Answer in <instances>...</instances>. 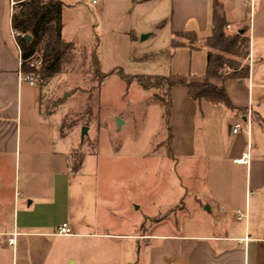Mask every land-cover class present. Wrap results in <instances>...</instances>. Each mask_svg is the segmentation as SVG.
Wrapping results in <instances>:
<instances>
[{
  "label": "rangeland",
  "instance_id": "374dc122",
  "mask_svg": "<svg viewBox=\"0 0 264 264\" xmlns=\"http://www.w3.org/2000/svg\"><path fill=\"white\" fill-rule=\"evenodd\" d=\"M120 3L107 6L118 11L122 8ZM74 4L69 0V43L94 48L101 74L121 71L131 78H170L183 84L201 80L205 70L204 50L175 52L172 56L166 52L141 62L128 48L127 41L109 39L121 37L122 31H101L98 15ZM128 14L121 23H126ZM107 15L112 18L114 12ZM249 18L247 13L246 19ZM88 67V59L80 57L68 74L48 82L42 87L39 107V118L54 129L55 152L67 159L70 170L77 165L81 169L70 180L69 200L71 210L83 212L82 219L90 224L82 232L89 237L69 240V258L83 264H121L122 257L123 264L127 257H134L131 251L135 250L133 260L137 264H149L146 257L153 245L150 240L105 241L100 236L242 237L245 222L237 218L244 215L246 224L250 222V239L257 238V222L261 219L259 223L264 228V216L253 215L252 199L249 216L243 209V197L236 198L233 204L225 198L229 193L240 194L244 187V169L232 168L224 158L225 147L230 142L226 135L223 134V140L221 133L218 134L219 113H227L225 108L201 104L195 124V158H189L183 151L170 158L162 124L163 111L152 103L155 98H163L162 89L144 92L135 81L127 85L116 75L99 86ZM175 91L185 89L177 87ZM200 117L205 123L200 122ZM117 120L122 124L118 131ZM82 129H86V134L80 140ZM175 135L184 139L177 129ZM211 195L226 209L211 208L209 212L205 202L213 205ZM231 205L239 207L228 209ZM94 219L97 228L93 226ZM154 241V249L161 251L163 242ZM63 243L57 245L67 247ZM237 249L243 251V244ZM6 257L5 254L0 259V264H10ZM245 264H264L258 245L249 246Z\"/></svg>",
  "mask_w": 264,
  "mask_h": 264
},
{
  "label": "crops",
  "instance_id": "0c3cea01",
  "mask_svg": "<svg viewBox=\"0 0 264 264\" xmlns=\"http://www.w3.org/2000/svg\"><path fill=\"white\" fill-rule=\"evenodd\" d=\"M71 1L75 2V7L82 6L95 12L101 31H122L121 37L112 36L109 39L122 38L127 41L128 48L134 51L139 61L171 52L170 43L178 34L188 33L195 43L182 42L185 48L172 51L170 56L175 52L193 53L202 50V44L210 34L214 5L220 8L227 24L226 33L244 32L249 41L248 79L224 84L213 81L211 85L224 90L234 109L233 112L225 109L227 113H219L221 119L218 134L221 133L223 140V134L226 135V140L230 142L225 147L224 151H227L224 158L232 168L244 169L243 191L236 195L227 194L226 201L233 204L236 198L243 197V209L250 216L252 199L253 215L262 218L264 0H96L94 8L88 6L87 0ZM116 2H121L119 5L122 8L118 11L115 7H108L115 6ZM63 3L61 38L64 43H69V0H63ZM11 6V0H0V259L6 254L10 264H83L84 262L69 258V240L89 237L82 232L90 224L82 219L83 212L75 208L71 210L69 200L70 180L81 169L76 173L69 169L67 159L55 152L54 129L39 118L43 88H29L26 84L11 38ZM112 12L114 15L110 18L107 13ZM247 13L251 21L250 18L246 19ZM126 14V23H121ZM75 31L78 29L75 28ZM77 37L76 34V39ZM150 41L152 43L145 46ZM175 90L176 88L171 91L169 120V129L172 131L171 156L177 151H183L189 158H195V124L201 105L191 102L187 95L184 97L186 91ZM200 119V122L205 123L202 117ZM216 125L218 128V122ZM236 125H240L242 130L233 137L228 134L227 129ZM175 129L182 136L184 134V139L176 137ZM242 157L247 158V165H236L235 162ZM35 177L44 179L38 181ZM211 200L213 205L209 201L205 202L209 212L212 209H226L220 201L215 202L212 195ZM238 207L239 205H231L228 209L235 210ZM244 222L242 237L121 238L108 234L100 238L105 241L150 240L153 245L150 247V255L146 257L149 264H245L250 245H258L264 257V228L259 223L260 219L255 233L257 238L250 239V222ZM63 225L68 227L71 237L55 236L57 229ZM96 225L97 221L94 219V228H97ZM159 239L164 244L161 251L154 249V240ZM60 241L62 244L66 242L67 247L57 245ZM241 244L243 251L237 249ZM135 253V250L131 251L134 257ZM134 257H127L123 264H137ZM122 260L121 257V264Z\"/></svg>",
  "mask_w": 264,
  "mask_h": 264
},
{
  "label": "trees",
  "instance_id": "16d2710c",
  "mask_svg": "<svg viewBox=\"0 0 264 264\" xmlns=\"http://www.w3.org/2000/svg\"><path fill=\"white\" fill-rule=\"evenodd\" d=\"M10 30L14 36L15 44L20 52V68L22 73L28 74V61L39 62L40 67L34 70L36 86L44 87L53 78L68 74L69 69L76 67L78 58L88 59V70L91 77L101 86L110 77L117 76L125 84L135 81V84L144 92L162 89L163 98H155L152 103L158 104L162 111V124L167 133V154L171 158L170 145L172 135L169 129L171 114V91L183 87L187 98L197 104L211 107H223L227 111H234L223 89L211 85L213 81L222 84L231 81H244L248 79L249 67V41L244 32L227 35L220 8H212L210 18V34L204 40L202 50L205 54V70L199 82L183 84L170 78L128 77L121 71L104 75L99 72V63L94 48L89 49L77 44L64 43L61 38V15L64 6L57 0H11ZM29 37L28 44L23 40ZM182 42L195 43L188 33L175 35L170 43V51L184 49ZM152 57L144 58L146 62ZM85 61V60H84ZM82 66V65H81ZM80 165L72 168L77 172Z\"/></svg>",
  "mask_w": 264,
  "mask_h": 264
},
{
  "label": "built area",
  "instance_id": "2783aa9c",
  "mask_svg": "<svg viewBox=\"0 0 264 264\" xmlns=\"http://www.w3.org/2000/svg\"><path fill=\"white\" fill-rule=\"evenodd\" d=\"M87 1H88V6L90 8H94L97 5L96 0H87ZM249 1L253 2V0H249ZM226 30L228 31V28H226ZM11 38H12L13 44L17 50L18 57H19V63H20V52H19V50L15 44L14 36L12 33H11ZM27 65H28V69L30 70V72L28 74H25V81H26V84L29 88H34V87H36V76H35L33 71L37 70L40 67V63L28 61ZM248 117H249V115H248ZM247 126H248V122H247ZM241 130H242V127L240 125H236L230 129L229 134L234 137V136L239 135L241 133ZM247 161H248L247 158L242 157V159L235 162V164L238 166H246ZM237 216H239L238 213H237ZM241 219L243 221H245L246 215H244L243 218L238 217L237 221H241ZM55 236L59 237V238H68V237H71V232L66 225H63L59 229H57V231L55 232Z\"/></svg>",
  "mask_w": 264,
  "mask_h": 264
},
{
  "label": "water",
  "instance_id": "95a60500",
  "mask_svg": "<svg viewBox=\"0 0 264 264\" xmlns=\"http://www.w3.org/2000/svg\"><path fill=\"white\" fill-rule=\"evenodd\" d=\"M23 40L25 41L26 44H28L30 42V38L29 37H24ZM122 126L121 122L120 121H116V131H118L120 129V127ZM230 129L231 128H228L227 131H228V134L230 133ZM86 134V129H82L81 133H80V140L83 139V137L85 136Z\"/></svg>",
  "mask_w": 264,
  "mask_h": 264
}]
</instances>
